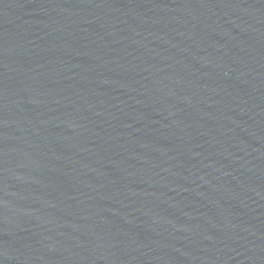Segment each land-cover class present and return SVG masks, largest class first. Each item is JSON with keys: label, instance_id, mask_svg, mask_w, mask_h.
<instances>
[{"label": "water", "instance_id": "obj_1", "mask_svg": "<svg viewBox=\"0 0 264 264\" xmlns=\"http://www.w3.org/2000/svg\"><path fill=\"white\" fill-rule=\"evenodd\" d=\"M0 264H264V0H0Z\"/></svg>", "mask_w": 264, "mask_h": 264}]
</instances>
